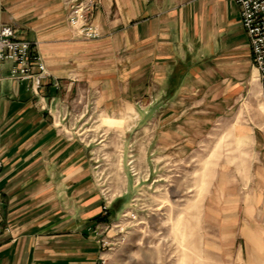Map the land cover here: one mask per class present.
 <instances>
[{
  "label": "crops",
  "instance_id": "crops-1",
  "mask_svg": "<svg viewBox=\"0 0 264 264\" xmlns=\"http://www.w3.org/2000/svg\"><path fill=\"white\" fill-rule=\"evenodd\" d=\"M3 3L4 22L37 45L60 87L50 78L35 93L4 65L1 191L10 230L0 264L102 263L107 218L89 122L92 111L104 125L124 121L110 114L132 113L145 93L147 144L135 127V148L124 144L123 155L140 146L159 160L192 152L208 134L228 138L202 203L208 236L224 264H264V85L238 4L99 0L91 15L102 36L86 41L69 24L70 0Z\"/></svg>",
  "mask_w": 264,
  "mask_h": 264
},
{
  "label": "rangeland",
  "instance_id": "rangeland-1",
  "mask_svg": "<svg viewBox=\"0 0 264 264\" xmlns=\"http://www.w3.org/2000/svg\"><path fill=\"white\" fill-rule=\"evenodd\" d=\"M134 99L132 113L110 114L124 121L112 118L104 125L100 111H92L88 126L95 130L103 207L107 198L111 202L101 228L105 264H224L219 243L208 236L213 231L202 203L216 176L217 155L227 153L222 144L228 138L208 134L190 153L164 154L159 160L149 153L147 159L140 148L149 134L146 93ZM135 127L144 131L137 137L140 146L123 155L124 144H134Z\"/></svg>",
  "mask_w": 264,
  "mask_h": 264
},
{
  "label": "built area",
  "instance_id": "built-area-1",
  "mask_svg": "<svg viewBox=\"0 0 264 264\" xmlns=\"http://www.w3.org/2000/svg\"><path fill=\"white\" fill-rule=\"evenodd\" d=\"M72 5L69 11L68 21L75 30L76 35L83 40H97L101 38L102 32L98 24L92 18L91 13L96 8L99 0H70ZM241 11V23L244 26L248 37L252 53L254 54V64L259 71L260 81L264 85V0H234ZM4 9L3 0H0V102L3 95L4 65L6 62L12 63L10 68V78L19 82H28L29 89L38 93L47 80L53 78L52 84L59 88L60 84L49 72L48 67L38 51L34 42L24 40L17 35L14 27L6 24L2 13ZM1 107V104H0ZM1 122V118H0ZM1 124H0V238L4 232L10 230L5 227V196L1 191V171L4 166L2 160L1 147ZM103 207V212L108 213L110 200ZM106 245L105 240H101ZM102 263L105 260L102 258Z\"/></svg>",
  "mask_w": 264,
  "mask_h": 264
}]
</instances>
